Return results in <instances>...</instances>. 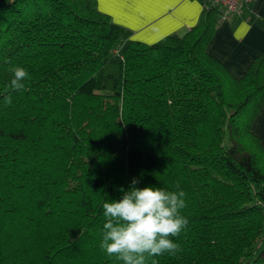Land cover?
Segmentation results:
<instances>
[{"label": "trees", "instance_id": "1", "mask_svg": "<svg viewBox=\"0 0 264 264\" xmlns=\"http://www.w3.org/2000/svg\"><path fill=\"white\" fill-rule=\"evenodd\" d=\"M202 1L198 26L145 45L94 0H0V264H123L102 205L133 178L186 193L181 250L147 264H264V58L231 77Z\"/></svg>", "mask_w": 264, "mask_h": 264}, {"label": "crops", "instance_id": "2", "mask_svg": "<svg viewBox=\"0 0 264 264\" xmlns=\"http://www.w3.org/2000/svg\"><path fill=\"white\" fill-rule=\"evenodd\" d=\"M97 10L145 45L183 37L205 16L202 0H94ZM264 0H253L239 15L216 23L207 53L233 78L242 77L256 57L264 58ZM264 149V104L251 126Z\"/></svg>", "mask_w": 264, "mask_h": 264}, {"label": "clouds", "instance_id": "3", "mask_svg": "<svg viewBox=\"0 0 264 264\" xmlns=\"http://www.w3.org/2000/svg\"><path fill=\"white\" fill-rule=\"evenodd\" d=\"M11 72L7 88L23 90V81L29 78L28 70L14 66ZM4 103H12L10 93L4 96ZM138 184L139 180L133 178L128 190L120 188L122 196L118 200H106L102 205L105 223L99 247L123 264H147L149 258L175 255L181 248L172 238L179 237L189 223L181 214L187 206L183 190L137 187ZM176 188L179 189V184ZM152 264L157 261L153 259Z\"/></svg>", "mask_w": 264, "mask_h": 264}, {"label": "built area", "instance_id": "4", "mask_svg": "<svg viewBox=\"0 0 264 264\" xmlns=\"http://www.w3.org/2000/svg\"><path fill=\"white\" fill-rule=\"evenodd\" d=\"M253 0H207L212 6L220 9L219 21L223 22L231 17L239 16Z\"/></svg>", "mask_w": 264, "mask_h": 264}, {"label": "rangeland", "instance_id": "5", "mask_svg": "<svg viewBox=\"0 0 264 264\" xmlns=\"http://www.w3.org/2000/svg\"><path fill=\"white\" fill-rule=\"evenodd\" d=\"M234 92H235V94H237V92H236V91H232V92H231V94H232V93L234 94Z\"/></svg>", "mask_w": 264, "mask_h": 264}]
</instances>
